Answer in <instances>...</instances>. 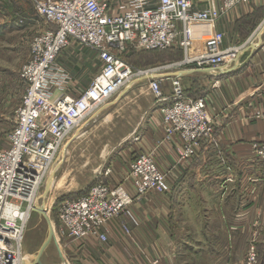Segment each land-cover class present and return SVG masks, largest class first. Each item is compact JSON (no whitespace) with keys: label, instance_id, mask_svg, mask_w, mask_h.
I'll return each mask as SVG.
<instances>
[{"label":"built area","instance_id":"obj_1","mask_svg":"<svg viewBox=\"0 0 264 264\" xmlns=\"http://www.w3.org/2000/svg\"><path fill=\"white\" fill-rule=\"evenodd\" d=\"M34 1L46 27L29 43L30 57L19 72L25 92L15 110L9 147L0 150V264H23L21 243L29 221L24 219L25 211L34 203L69 135L134 78L152 77L151 90L157 100L164 98L162 79L156 77V70L138 69L124 56L133 50L165 51L174 48L181 37L178 47L186 54V64L203 68L231 63L241 48H224V34L219 31L206 40L203 53L189 57L193 28L196 23L214 28L223 15L253 0H223L221 7L212 3L203 12L193 11L192 0H118L114 5L110 0ZM72 41L95 52L102 64L78 96L65 94L54 100L57 59ZM178 64L164 67L175 68ZM172 90L174 102L162 109L165 140L179 136L178 160L183 164L198 154L215 129L205 97H187L179 77L173 79ZM254 116L264 122V108L256 110ZM254 149L257 158L264 159V141L256 142ZM129 177L134 195L123 184L100 182L84 196L63 200L59 219L69 235L76 239L97 236L106 242L104 230L110 219L126 214L132 223L139 224L131 210L135 197L149 190L171 189L153 151L137 157ZM31 194L32 200H28ZM123 229L129 234L132 231L127 223ZM256 257L250 252L247 264H256Z\"/></svg>","mask_w":264,"mask_h":264},{"label":"crops","instance_id":"obj_2","mask_svg":"<svg viewBox=\"0 0 264 264\" xmlns=\"http://www.w3.org/2000/svg\"><path fill=\"white\" fill-rule=\"evenodd\" d=\"M6 1L8 0H0L1 9L5 8ZM117 1L110 0L109 2L114 5L118 3ZM192 1L193 11H202L208 8L210 2L220 7L223 0ZM9 3L10 0L7 4ZM18 17V21L25 20V18ZM252 17L258 18L256 27L244 31L243 25ZM26 19L28 20V16ZM17 20L14 16L0 14V36L10 35L9 33L13 32ZM30 21L37 22L32 18ZM260 23L262 26L257 29ZM45 27L46 24L41 26L40 30ZM179 29L181 31V24ZM214 31L224 33V48L242 46L236 60L213 67L190 66L193 69L171 68L158 71L156 77L162 79L161 87L164 93L162 100H157L149 88L152 77L134 78L116 94L117 99L112 102L115 103L114 107L108 109L110 110L108 113H102L104 106L100 107V114L93 119L94 122H97L101 115L105 114V119H109V122L112 123L114 120L119 122L115 118L120 117L119 125L115 126L127 130L123 134L127 139L120 141L119 146L117 145L118 154L109 158L105 165L100 164L105 168L98 169L97 173L102 171L101 174L106 175V168H108L107 170L111 171L110 176H106L108 180L110 179L115 184L125 183L127 187H130L129 174L132 163L140 153L153 151L156 163L167 174L172 190L169 194L151 192L145 198L137 199L131 206V210L139 218L140 225L134 226L128 215L122 214L107 225L106 233L109 238L107 242H101L97 238H89L81 242L69 241L70 264H152L156 259H159L160 261H158L162 264H176V244L172 242L173 244L169 245L170 248H165L162 243L166 240L173 241L172 239L176 236L175 233H172L170 225L179 220L175 215L174 196L177 199L181 197V202L178 204L182 208V199L188 198L187 194H196L197 201H199L202 193L209 192V196L212 197L210 202H218L219 204L215 206H219L224 212L226 209H236L237 201L213 199L216 198L214 194L220 193L221 195L222 191H229L233 194L237 192L236 185L222 187V184L213 180L222 174L221 166H216L215 163H220L223 156H228L229 159L234 160V163L241 158L245 161L246 158V161L248 159V169H245L249 171L254 166L251 163L256 161L253 157V144L264 141V122L254 116L256 110L264 108V0H253L250 4L235 7L223 15L214 28L208 23H196L192 31L190 55L195 56L202 53L206 40L211 37ZM244 33H247L245 37ZM180 40L181 37L178 38L177 45L169 50L183 52L181 49H176L179 48ZM29 57L30 45L28 58L22 66ZM57 63L58 71L54 77L57 78L55 83L58 86L56 87L61 90L54 92L53 89L52 98L54 99L65 94L78 96L90 84L89 81H92L102 64L95 52H91L74 41L71 42L69 48L61 52ZM175 77L181 79L183 87L187 88H185V92L198 85L199 93H202L200 95L207 98L208 114L215 129L214 136L203 144L198 154L191 161L183 164H180L178 160L181 140L178 135L174 136L171 141L165 140L166 128L162 115V109L174 102L172 81ZM18 78V82L21 83L20 76ZM116 114L117 116H115ZM83 132H81L82 134L76 133L77 139L73 143L76 145L75 150L76 147L81 146L80 151L83 152L84 157H87V162L95 163L97 159L95 154H97L100 145L96 139L92 138V130ZM117 146L108 145V148L102 149V151H107L109 154ZM233 167L232 170H235L234 165ZM223 168L225 175L231 171L228 163H224ZM129 190L133 191L130 188ZM174 193L181 194L177 196ZM248 208H252V205H248ZM230 213L231 211L227 213L228 222L224 225L226 232L223 233V236H221L222 234L219 236L214 231L215 222H213L210 224L213 232L208 237L204 236V233L200 237V232L189 235L187 229L184 237H180L179 245L189 254L203 256L208 261L217 259L216 263L215 261L210 262L222 264L220 251L215 254L216 251H212V248L200 251L185 245L193 240H196L198 245H201L200 242H205V240L226 239L228 242L236 240V234L227 227L230 223ZM234 213L235 211H232V217L235 216ZM198 217L201 223H205V216H201L199 211ZM123 223H127L131 227V236L124 234L121 227ZM262 245H264V241H262ZM224 254L228 257L230 264H238L237 258L239 255L242 256L240 250L236 251L233 248L226 249ZM260 264H264V262H260Z\"/></svg>","mask_w":264,"mask_h":264},{"label":"rangeland","instance_id":"obj_3","mask_svg":"<svg viewBox=\"0 0 264 264\" xmlns=\"http://www.w3.org/2000/svg\"><path fill=\"white\" fill-rule=\"evenodd\" d=\"M211 4L212 3L210 2L208 8L205 10H208L211 7ZM205 10H202L201 12ZM0 14L2 16H14L15 20L19 18L18 16H20L21 18H25V20L16 21L15 28L13 32L9 33L10 35L5 34L0 36V150H2L9 147V134L13 129L12 126L15 110L20 105L25 92L22 82H18V77L22 64L28 58V42L34 36V34H36L40 30L41 26L43 27L45 25L44 22L46 20L41 14H39L37 4L34 0H10V3L7 4V6L5 3L4 9L0 8ZM27 16L28 20L26 19ZM31 18L36 19L37 22L30 21ZM256 21H258V18L252 17L251 19H249L248 22L243 25L244 31H248L250 28L256 27ZM261 26L262 24L260 23L257 29H259ZM246 35L247 33H244V37ZM236 47L242 48L241 45H238ZM89 50L93 52L91 49ZM189 53V57H194ZM126 58V60H128L133 66L138 69L151 68L152 70H156L155 72L169 70L171 68H165L164 66L173 65L177 63L179 64L175 68H178L179 70L185 68L193 69V67H190V64L185 63L186 54L182 51L180 52L178 50L173 49H168L165 51L138 52H135L133 50L128 53ZM89 83L91 82L89 81ZM197 86L193 87L192 89L186 90V96L190 98L202 97L200 95L202 93H199L200 88L198 89ZM53 89L54 92H56V90H61L60 88L56 87L55 83L53 85ZM151 92L155 96V93L152 90ZM116 99L117 95L115 94L110 100L103 104L101 106V108L104 106L102 108V113H108L110 111L108 109H112L114 107L115 103L112 102L116 101ZM101 108L97 109L92 115H90L86 120H84L82 124H80L78 128H76L71 133V135H69L66 142H64L62 149L58 153L57 159L55 160L53 166L48 171V173H46L42 185L34 198V205L46 208L47 214L52 220V224L55 230L54 238L50 243V246L43 252L41 256L43 264H70V258L68 256L69 241L72 242L74 240L81 242L89 238L98 239L97 236L76 239L69 235L67 229L63 228L59 219V205L63 200L75 199L82 195L84 196L88 193L91 188H93L97 183L100 182L107 183L110 186H117L119 184H123L127 187L125 183L115 184V182H112L110 179L109 181L107 177L110 176L111 171L110 169L107 170L108 168H106V175H102V171H100V173H97L98 169L101 170V168H105L103 166H100V164L105 165L106 162H108L109 158H113L115 155L118 154V144H120V141L123 139H127L123 135L127 130L121 129L119 127L117 128L115 126L117 124L119 125V122L121 121L120 117L115 118L118 119L119 122L114 120L112 123L111 121L109 122V119H105V114L101 115V118L97 122H94L93 119L96 118L98 114H100L99 110ZM115 116H117V114ZM7 118L8 120H10L9 122ZM88 130H92V138L96 139V141H98L100 145L97 154H95L97 158L95 163L87 162V157H84L82 155L83 152L80 151L81 146L76 147L75 150L76 145L73 144L74 141L77 139L75 137L76 133H81L82 131H84L83 133H85ZM255 144L256 142L253 144L252 149L254 151L253 157L256 161H253L251 163L254 166L249 171L245 169H248V159L246 161V158L245 161L241 158L236 160L234 163V160L229 159L228 156H223L220 160V163H215L216 166H221L222 170L220 171H222V174L221 176L217 177V179L214 178L213 180L218 184H222V187H224L225 185L227 187H232L233 185H236L237 192L233 194L229 191H222L221 195L220 193H217V195L214 194L216 198L213 199L237 201L238 204L236 205L235 210L226 209V211L224 212L219 206H215L219 203L210 202V200H212V197L209 196V192H206V194L202 193L200 195L201 199H199V201H197L196 194H187L188 198L182 199L184 208H180L178 204V202H181V197H178V201L176 196H174V206H176L175 215L178 216L177 219L179 220L177 221V223L172 222L170 225L172 226V233H175L177 238L175 236L174 239H172L173 241L166 240L162 241V243L164 244L165 248H170V244H176V264H213V262L211 263L210 261H215L216 263L217 259H210V261H208L205 260L203 256H199L193 253L189 254L185 249H183L182 246L179 245V239L180 237H184V234L186 233L187 229V231L190 233L189 235H195V232H200V237L202 233H204V236L208 237L209 234H212L213 232L211 230L212 228L210 225L213 222H215L213 226L214 231L219 236L221 234V236H223V233L226 232V226L224 225H226L228 222L227 213L229 211H231V213L229 214L230 223L229 225H227V227L234 234H236V240H231V242H228V240L226 239H220L217 241L205 240V242H200L201 245H198V242L196 240H193L190 241V243H187L185 246L189 248L198 249L200 251L206 248V250L212 248V251H216L215 254L220 251L222 253V259H220L222 264H230L228 257L224 256V253L228 248H233L236 251H241L242 256L239 255L237 258L238 264H247V259L249 257L250 252H255L257 256L256 264H260L259 249L261 248L262 241H264V159L257 158V154H255L254 149ZM108 145H110L111 147L113 145L118 146L108 154L107 151H102V149L108 148ZM224 163L230 164L231 168V171H229L226 175L225 169L223 168ZM233 165L235 166V170H232V168H234ZM129 179L131 186H128L127 188L134 189L131 177H129ZM206 180H208V178H206ZM171 190L172 189H170L169 192H158L156 190H149L144 194L140 195L139 198L135 197L134 202L137 199L145 198L146 195L151 192H156L159 194H169ZM130 192L133 195L135 194V192L131 190ZM180 194L181 193H178L177 196H180ZM184 201L186 202V204ZM248 205H252V208H248ZM26 208L27 204L24 205V209ZM198 211L200 212L201 216H205V223L200 222L198 217ZM232 211H235V216L233 217ZM29 216L27 217V220L29 221H27L26 223L24 238L21 243L22 258H25V264H31L36 262L39 250L45 243L49 231L48 222L43 215H40L32 209ZM115 219L117 218H112L109 220V222ZM129 220L131 224L136 227L140 225L139 218V224L137 225L132 223L130 218ZM121 227L122 229L124 228V223L121 225ZM104 231L106 232V229ZM123 232L127 236H131L132 233L131 231V233L129 234L124 229ZM158 260L159 259L154 260L152 264H162L161 262H159L160 260Z\"/></svg>","mask_w":264,"mask_h":264},{"label":"water","instance_id":"obj_4","mask_svg":"<svg viewBox=\"0 0 264 264\" xmlns=\"http://www.w3.org/2000/svg\"><path fill=\"white\" fill-rule=\"evenodd\" d=\"M34 211H36L40 215H43L46 218V220L48 222V226H49L47 239H46L45 243L43 244V246L39 250L38 256L36 258V262L32 263V264H43V262L41 260V256H42L43 252L50 246V243L52 242V240L54 238L55 230H54V226L52 224V220L49 218V216L47 214V210L45 207L35 205Z\"/></svg>","mask_w":264,"mask_h":264},{"label":"bare ground","instance_id":"obj_5","mask_svg":"<svg viewBox=\"0 0 264 264\" xmlns=\"http://www.w3.org/2000/svg\"><path fill=\"white\" fill-rule=\"evenodd\" d=\"M28 200H32V194L27 198ZM34 203H32L30 206H29V209H28V211H25V215H24V219H25V221H27V217L29 216V214H30V212L32 211V209L34 210ZM10 215V213H7V216H9ZM22 262H23V264H25V258H23L22 259ZM32 264V263H31Z\"/></svg>","mask_w":264,"mask_h":264},{"label":"trees","instance_id":"obj_6","mask_svg":"<svg viewBox=\"0 0 264 264\" xmlns=\"http://www.w3.org/2000/svg\"><path fill=\"white\" fill-rule=\"evenodd\" d=\"M7 2L8 1H6L5 3L7 4ZM4 7H5V5H4ZM8 16V15H7ZM176 49H180V48H176ZM182 50V49H181ZM158 51V50H157ZM128 55V53L124 56L125 58H126V56ZM128 58V57H127ZM126 58V59H127ZM186 93V92H185ZM262 247H264V245H261V248L259 249V263L261 262H264V248H262Z\"/></svg>","mask_w":264,"mask_h":264}]
</instances>
